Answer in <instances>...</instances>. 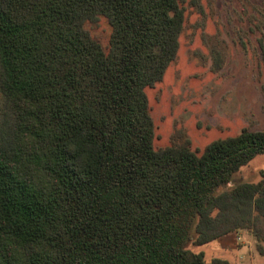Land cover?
Returning a JSON list of instances; mask_svg holds the SVG:
<instances>
[{
	"label": "trees",
	"instance_id": "trees-1",
	"mask_svg": "<svg viewBox=\"0 0 264 264\" xmlns=\"http://www.w3.org/2000/svg\"><path fill=\"white\" fill-rule=\"evenodd\" d=\"M184 5L0 0V264H229L188 247L240 230L264 254V177L220 191L264 130L155 147L146 90L177 59ZM100 18L107 49L85 29Z\"/></svg>",
	"mask_w": 264,
	"mask_h": 264
},
{
	"label": "rangeland",
	"instance_id": "rangeland-1",
	"mask_svg": "<svg viewBox=\"0 0 264 264\" xmlns=\"http://www.w3.org/2000/svg\"><path fill=\"white\" fill-rule=\"evenodd\" d=\"M186 20L177 59L164 79L146 90L155 123V147L169 146L184 132L193 149L238 135L242 129L264 130V0H185ZM94 41L107 49L111 28L105 18L85 25ZM223 52L216 69L210 50ZM264 45V42H263ZM264 177V155L241 168L220 191ZM248 230L189 249L229 264H264V254ZM264 248V242L261 243Z\"/></svg>",
	"mask_w": 264,
	"mask_h": 264
}]
</instances>
